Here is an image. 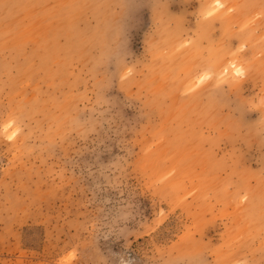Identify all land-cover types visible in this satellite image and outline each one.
<instances>
[{
	"label": "rangeland",
	"instance_id": "rangeland-1",
	"mask_svg": "<svg viewBox=\"0 0 264 264\" xmlns=\"http://www.w3.org/2000/svg\"><path fill=\"white\" fill-rule=\"evenodd\" d=\"M0 264H264V0H0Z\"/></svg>",
	"mask_w": 264,
	"mask_h": 264
}]
</instances>
